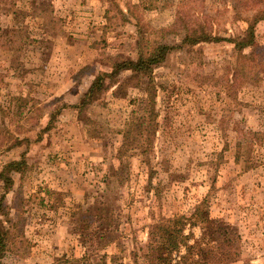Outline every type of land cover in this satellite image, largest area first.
I'll return each instance as SVG.
<instances>
[{"label":"rangeland","instance_id":"obj_1","mask_svg":"<svg viewBox=\"0 0 264 264\" xmlns=\"http://www.w3.org/2000/svg\"><path fill=\"white\" fill-rule=\"evenodd\" d=\"M263 9L264 0H0V201L18 234L0 264H148L155 223L193 213L233 228L229 264H264V20L252 47L224 39ZM199 25L215 38L183 41ZM163 45L145 154L121 132L133 110H147L131 71L113 77L128 89L105 76L102 91L84 94L116 61ZM14 160L22 173L7 168ZM104 192L119 239L87 259L73 212ZM201 227L187 223L188 244Z\"/></svg>","mask_w":264,"mask_h":264},{"label":"trees","instance_id":"obj_2","mask_svg":"<svg viewBox=\"0 0 264 264\" xmlns=\"http://www.w3.org/2000/svg\"><path fill=\"white\" fill-rule=\"evenodd\" d=\"M264 20V9L259 10L254 20L245 19V28L241 36L224 38L227 42L233 44V47L242 51L245 48L252 47L255 42L254 24ZM212 37L205 29L204 25H199L198 30L184 36L183 41L190 44L210 41ZM170 49L169 46H159L158 52L150 56L139 54L135 60L127 59L116 61L113 72L99 73L94 77L84 98H91L92 95L102 91L104 81L103 78L116 80L115 91L128 89V79L121 80L113 78L120 71H131L135 83L133 87L140 92L137 99L140 104L145 102L147 110H133L131 118L122 134L124 136L125 145L131 148L145 147L140 151L147 153L149 144L143 139L144 134L149 136L155 132V103H156V86L153 80V66L160 63L165 53ZM136 100V99H135ZM134 100V102H135ZM143 101V102H142ZM157 116V115H156ZM154 123V124H153ZM152 128V130H150ZM153 132V133H154ZM147 139V138H146ZM144 142V143H143ZM24 162L22 160H14L8 163L7 168L22 173ZM6 183H10V179H5ZM3 199V197H1ZM112 200L108 197V193L96 195L93 201L87 202L86 208L79 204L73 216H80L77 222L80 224V241L84 248V255L93 258L98 252L110 243L115 242L118 238V216L111 208ZM2 201H0V259L7 250L8 243L13 242L18 234H13L9 228L4 227V222H10L8 214L4 212ZM199 214L193 213L190 218L184 216H173L167 219L158 220L155 223L152 242L150 244V253L145 260L148 264H229L236 258L235 240L237 236L233 233V228L226 222L205 216L198 218ZM5 217V218H4ZM4 218V219H3ZM200 221L202 223V236L195 240L192 244H188V235L184 234L187 223L192 221ZM233 234V236H231ZM20 235V232H19ZM120 237V235H119ZM184 245L185 252L178 254L179 248ZM176 254V255H175Z\"/></svg>","mask_w":264,"mask_h":264}]
</instances>
